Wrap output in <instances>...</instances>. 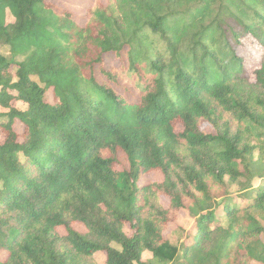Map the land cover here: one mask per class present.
<instances>
[{
  "label": "trees",
  "instance_id": "16d2710c",
  "mask_svg": "<svg viewBox=\"0 0 264 264\" xmlns=\"http://www.w3.org/2000/svg\"><path fill=\"white\" fill-rule=\"evenodd\" d=\"M88 9L0 0V46L22 57L0 52V264H264V57L250 79L237 53L264 49V0Z\"/></svg>",
  "mask_w": 264,
  "mask_h": 264
},
{
  "label": "rangeland",
  "instance_id": "374dc122",
  "mask_svg": "<svg viewBox=\"0 0 264 264\" xmlns=\"http://www.w3.org/2000/svg\"><path fill=\"white\" fill-rule=\"evenodd\" d=\"M48 2H51L61 8H64L68 11H70L73 14V17L76 22L79 24H84L88 19L89 14V7L92 6L96 2H101L102 4H107L108 0H47ZM6 20L7 22H12L13 17L10 15V13L7 11L6 13ZM242 44L237 47V53L243 57V63L244 68L246 71V75L252 79V73L253 70L256 69L259 66L260 61L264 57V49L261 48V46L257 43V41L251 37L248 36L242 40ZM0 52L5 55L7 58L14 60H21L22 57L20 56H13L9 46L7 45H1L0 46ZM110 59V65L118 69L117 71L120 73V77L123 82H125L128 85H135L136 79L133 75L129 74V72L124 71L121 69V57L116 56L115 54H112L110 58L107 57V60ZM13 71H15V67L13 66ZM46 98L48 101H52V92L49 90L46 94ZM11 105L18 108V109H24L26 107V104H24L22 101L19 100H12ZM7 108L0 107V113L7 112ZM17 129L20 130V124L16 123ZM204 130H210V126H204ZM3 139V134L0 131V141ZM119 169H121L119 167ZM152 181H162V175L160 172H151L146 174L140 181V184H144L147 182ZM258 182V180H255V183ZM228 186V194L221 198V199H227L226 202H229L232 205H239L242 206L245 204V200L241 199V193L239 191V186L236 184H227ZM221 199H218V201H221ZM224 202V203H226ZM218 221L221 222V224L226 225V221L224 220V217H222L221 211L218 210L217 213ZM177 223L182 227L184 230L182 233L181 231L178 232L179 239L183 238L185 239L186 236H188L195 225V219L194 217L182 213L179 216V219ZM73 227L78 230L79 232H86L85 227L80 223H74ZM176 228L175 225H170L166 232L174 230ZM61 232H64V229H60ZM185 237V238H184ZM172 239H175L172 237ZM180 243V242H179ZM112 246L119 248V246L116 243H112ZM3 255V254H2ZM144 257L149 258L151 257V254L147 251L144 252ZM94 258L97 262L102 263L104 260V254L101 252H98L94 255Z\"/></svg>",
  "mask_w": 264,
  "mask_h": 264
}]
</instances>
